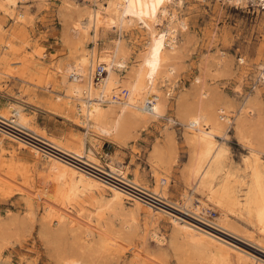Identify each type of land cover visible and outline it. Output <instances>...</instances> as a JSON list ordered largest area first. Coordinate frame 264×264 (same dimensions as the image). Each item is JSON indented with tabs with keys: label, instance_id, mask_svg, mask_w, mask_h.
Here are the masks:
<instances>
[{
	"label": "bare ground",
	"instance_id": "1",
	"mask_svg": "<svg viewBox=\"0 0 264 264\" xmlns=\"http://www.w3.org/2000/svg\"><path fill=\"white\" fill-rule=\"evenodd\" d=\"M27 1L0 0V14L10 16L16 22L26 21L30 14L28 6L24 5ZM156 1L90 0L91 5H78L67 0L60 9L63 41L69 50L67 60L61 66L60 80L65 91L61 100L66 98L70 101L67 116L86 129L87 139L78 141V161L70 166L56 189L52 190L51 182H47L44 174L39 173V190L45 200L41 235L53 250L57 264H83L80 256L87 254L92 259L103 253L108 254L121 239L119 236L123 235L124 230L132 231L137 227L136 211L127 209L122 199V188L111 187L113 180L101 169L104 163L97 150L107 155L102 150L100 137L121 142V145L127 140H134L138 136V129L146 123V114L142 110L153 113L164 109L176 86L183 49L179 44V28L182 25L179 9H182L184 0H159V5L165 2L170 10L160 6L153 12L151 4ZM222 1L246 4L249 0ZM253 1L264 4V0ZM140 21L145 23L149 43L140 51L132 66L128 63L129 48L122 38L108 46H99L101 28L104 31L116 28L121 32L128 31L140 27ZM5 31L0 23V69L2 74L13 75L17 68L13 61L15 54L7 44ZM91 41L96 43L93 47ZM35 51L38 52L36 48ZM98 64H103L105 68L99 81L95 72ZM202 65L203 62L201 76L192 92L180 95L177 100L178 115L188 129L185 140L190 149L189 162L183 171L186 187L183 210L195 220L237 237H250L249 231L243 230L237 221L250 225L263 236L261 243H264V102L260 100V91L256 87V94L246 96L241 103H222L218 91L207 79L230 75L231 66L225 60L214 57L212 60L205 58ZM125 72L127 74L122 76ZM257 72L259 75L263 73L261 69ZM48 76L45 75V78ZM160 84H168L167 92L161 90ZM49 88L47 82L45 89ZM191 95H194L193 98ZM56 99L59 101L60 98ZM15 100L0 122L8 121L4 123L8 133L20 135V129H27L31 122L25 119L21 98L16 97ZM237 109L240 113H235ZM230 126L248 149L241 168L235 167L228 158ZM172 136L167 137V148H162L158 143L154 146L150 160L156 168H166L176 155L177 146ZM107 165L112 171L116 170L110 158ZM4 167L0 165V171L6 174ZM156 171L153 172L157 187L152 212L157 211L159 203H164L165 184ZM241 171L243 175L239 173ZM114 181L120 184L124 182L119 178ZM106 188L113 191L110 198L104 196ZM96 194L100 197L98 200ZM88 197L95 200V212L86 214L81 208L71 222V207L76 203L82 206ZM135 206L136 209L141 208L138 201ZM29 215L32 217L33 214ZM112 218H119L122 230L115 229ZM174 223L170 239L156 231L150 233V238L161 249L158 251L161 259L166 258L163 249L168 246L182 263L248 264L247 256L242 253L237 255L239 251H233L230 245L226 247L218 238L207 237L208 233L195 232L181 215L176 216ZM20 225L21 222L17 220L1 221L0 245L8 243L10 233ZM69 234L73 236L70 246L63 242ZM152 254L146 256L143 264L158 261ZM93 260L95 258L90 264ZM255 264H264V260H258Z\"/></svg>",
	"mask_w": 264,
	"mask_h": 264
},
{
	"label": "rangeland",
	"instance_id": "2",
	"mask_svg": "<svg viewBox=\"0 0 264 264\" xmlns=\"http://www.w3.org/2000/svg\"><path fill=\"white\" fill-rule=\"evenodd\" d=\"M66 1L29 0L24 5L28 6L30 14L22 22L0 14V23L6 30L7 44L15 54L13 61L17 66L13 75L2 74L0 69V120L8 107L16 101L15 98L20 97L25 119L31 122L27 129L21 130L18 127L22 132L20 135L8 133L4 125L8 121L0 122V165L6 169V174L0 171V222H21L10 233L8 243L0 245V264H57L53 250L41 235L45 200L39 190V173L44 174L47 182H51L52 190L56 189L70 166L78 161V141L87 139L86 129L67 116L70 101L66 98L61 100L65 92L60 80L61 66L67 60L69 50L63 41V22L59 12ZM68 1L78 5H91L90 0ZM158 2L159 0L151 4L153 12L160 6L170 10L168 4L163 2L159 5ZM179 11L182 17L179 44L183 48L179 65L182 69L180 68L178 78L175 79L177 83L170 98L168 97V103L164 109L159 110L160 113L142 110L146 114V127L144 124L138 129V136L134 140H127L121 145V142L100 137L102 150L109 154L110 162L116 170L112 171L107 165L108 156L97 150V155L104 163V168L101 169L113 180H110L112 188H122V199L127 209L136 211L137 227L132 231L124 230L123 235L119 236L121 239L118 237L120 240L116 242V246L108 254L95 256L91 264H143L146 256L151 253L158 259L154 264H198L180 262L168 246L163 249L166 258L158 257L161 249L150 238V233L156 231L170 239L177 215L185 218L195 232L205 235L208 233L207 237L211 236L215 240L218 238L226 247L230 245L233 251H239L236 252L237 255L242 253L247 256L248 264L264 260V243H261L263 236L252 226L237 221L243 230L249 231L252 238L237 237L205 225L183 210L186 193L183 171L189 162L190 149L185 140L188 129L177 110V100L180 95L192 92L202 73L201 64L203 62L204 65L207 57L210 60L213 57L223 59L231 66L230 75L207 79L218 91L222 103H241L246 96L256 94V87L260 91V100L264 102V4L253 0L246 4H229L222 0H184ZM120 38L129 48L128 63L132 66L140 51L149 43L145 23L140 21V27L122 32L118 28L107 31L101 28L98 44L108 46ZM94 44L96 43L90 42L91 47ZM258 69L263 71L262 75L258 74ZM126 74L125 72L122 76ZM45 75H49L48 78ZM32 80L34 83H31ZM47 82L50 84L49 89H45ZM159 86L164 93L169 87L168 84ZM57 97L60 98L59 101ZM238 112L239 109L235 113ZM229 131L231 137L227 141L228 158L235 167L241 168L248 149L239 141L231 126ZM170 134L177 146L176 155L166 168L164 166L158 169L150 160V155L157 143L162 148L169 146L167 137ZM219 140L224 141L223 138ZM262 155L264 160V154ZM153 170H157L158 176L165 180L162 198L164 203H159L154 213L151 206L155 203L157 178ZM239 173L244 174L243 171ZM115 178L124 182L117 183ZM112 194L111 188L105 189L106 198H110ZM95 198L98 200L100 197L96 194ZM199 198L202 199V196ZM94 201L88 197L82 206L78 203L72 206L71 222L81 208H84L86 214H93ZM137 201L140 203L139 209L135 206ZM30 213L33 214L32 217ZM112 219L115 229L122 230L119 218ZM72 240L73 236L69 234L63 242L70 246ZM80 258L84 261L83 264H90L94 259L87 254Z\"/></svg>",
	"mask_w": 264,
	"mask_h": 264
},
{
	"label": "built area",
	"instance_id": "3",
	"mask_svg": "<svg viewBox=\"0 0 264 264\" xmlns=\"http://www.w3.org/2000/svg\"><path fill=\"white\" fill-rule=\"evenodd\" d=\"M104 70H105V68H104L103 64H98L97 65L96 71H95L96 72L97 81L101 80V78L103 77ZM147 105L150 107V102H148Z\"/></svg>",
	"mask_w": 264,
	"mask_h": 264
}]
</instances>
